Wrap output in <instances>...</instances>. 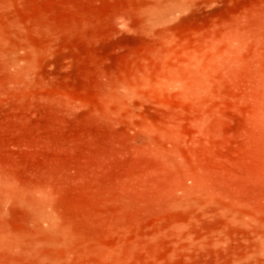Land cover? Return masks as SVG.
Masks as SVG:
<instances>
[{"label":"rangeland","instance_id":"obj_1","mask_svg":"<svg viewBox=\"0 0 264 264\" xmlns=\"http://www.w3.org/2000/svg\"><path fill=\"white\" fill-rule=\"evenodd\" d=\"M0 264H264V0H0Z\"/></svg>","mask_w":264,"mask_h":264}]
</instances>
